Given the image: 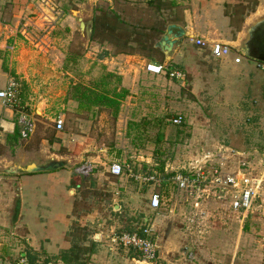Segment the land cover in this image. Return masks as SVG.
Returning <instances> with one entry per match:
<instances>
[{
  "label": "rangeland",
  "instance_id": "rangeland-1",
  "mask_svg": "<svg viewBox=\"0 0 264 264\" xmlns=\"http://www.w3.org/2000/svg\"><path fill=\"white\" fill-rule=\"evenodd\" d=\"M149 1L34 0L13 39L19 43V63L6 59L1 51L3 70H11L21 84L17 110L36 122L32 135V148L38 152L35 158L65 161L57 170L20 175L25 220L40 216L63 221L68 204L74 201V188L67 192L62 180L68 172L73 176L76 168L91 163L95 171L90 178L76 177L85 217L96 225L119 220L124 226L119 230L141 228L144 219H151L165 260L160 259L159 264H176L183 256L188 257V264H264V71H245L243 79H236L234 73H224L225 67L208 49L189 40L174 60L187 77L174 81L147 73L146 63L120 59L111 44L92 40L95 17L102 13L120 17L130 31L138 28L155 36L153 31L165 28L167 19L184 23L185 11L194 6L191 0H172L161 12L159 3ZM257 3L231 0L225 5L232 30L223 36L237 40L236 32L242 29L239 47L246 39L244 23L249 22L250 27L264 17V8ZM13 6L10 3L9 9ZM212 11L220 14L216 6ZM159 39L155 37V44ZM150 54L152 58H147L148 53L142 57L152 63L167 62L159 49ZM109 74L114 76L107 81L110 91L129 92L118 114L105 109L79 111L70 100L72 85L104 86ZM179 116L184 121L178 125L174 120ZM59 117L64 127L57 134ZM113 163L123 166L119 178L110 174ZM10 168L4 163L1 169L5 180L12 177ZM148 170L160 178L147 185L132 178ZM191 171L203 172L208 183L183 188L176 176ZM231 175L240 178L238 181L245 176L260 185L246 209L234 205L238 189L225 185V178ZM124 190L127 193L117 194ZM156 192L163 193L158 213L149 207V197ZM0 193L2 205H9L11 196L17 203L13 190L5 187ZM15 206L7 215L0 214V244L5 247L7 241L11 247L18 244L9 240L6 231L8 219L12 223L15 218ZM80 230L75 234L82 238L84 229ZM190 249L193 260L189 259Z\"/></svg>",
  "mask_w": 264,
  "mask_h": 264
},
{
  "label": "crops",
  "instance_id": "crops-1",
  "mask_svg": "<svg viewBox=\"0 0 264 264\" xmlns=\"http://www.w3.org/2000/svg\"><path fill=\"white\" fill-rule=\"evenodd\" d=\"M33 1L34 0H1L0 56L1 51H4V56H6V59H9L10 61H17V63H19L21 59V56L17 54L19 43L16 39L15 41L13 39L14 37H16L15 33L19 32V28L22 27L21 24L23 21V14L27 9L29 10L33 7ZM228 1L231 0H191V3L194 5L192 6V10L185 11L184 23H188L185 25L184 23H181V21L175 20L174 23H169V25L177 24L187 31L189 36L185 38L181 47H185V44L189 40L194 43L198 39L205 40L209 43L222 42L224 44L230 45L233 51L230 57L224 60H214L219 61L223 64V67H225V70H223L224 73H234L233 76L237 77L236 79H243L244 76H242L241 74H244L245 71L246 73H252V71L254 70L264 71V69H262L260 66L264 65V59L257 60L254 58H247L237 49L239 47V43L241 42L240 39L243 34L242 29L237 32L235 31L238 36L237 40L229 41L225 36H223V34L230 33L232 30V28L229 27V17L226 16L224 12L225 5ZM257 1V7L259 6L263 9L264 0ZM205 2L208 3L207 7L209 9L205 8ZM10 3L14 5L13 7H11V10L9 9ZM213 6L219 8L220 14L218 16L214 15L212 11ZM163 11L165 10L163 9L161 12ZM246 20L248 19H245L244 22H246ZM248 23L249 22L244 23L245 26L243 29L249 27ZM169 25H167L166 30ZM162 36L160 37V39L162 38ZM181 47L175 49L170 62L174 63L175 58L181 50ZM116 55L120 59H124L126 61H139L143 62V64L151 62L147 61L146 58L142 57L141 54ZM237 56L241 57L242 59L240 64L235 63V58ZM2 65V59H0V91L4 90L7 87L8 78L12 76L11 70L4 71ZM21 113L23 112L17 109L5 108L2 101L0 100V192L1 190L4 191L5 187H7L11 191L13 190V192H15V197L17 198L16 204L13 202L14 196H11V202L9 205L4 206L2 205V203H0V214L7 215L9 213V210L14 207V205H16L14 208L15 211H12V215L14 213L13 216H15V218L12 223V218L11 220L8 219L10 223L8 226L9 228L6 231L9 240L11 239L14 242L18 243L16 245L12 244L11 247V243L7 241L6 246L10 248V250H8V248L3 244H0V247H5L4 250L0 249V258H2L0 259V264H16L20 259L23 258H26L30 263L31 258L35 259L36 261L32 264H159L158 261L160 259H162L163 261L164 259L162 258L161 253L159 260L155 263H148L143 261V259L141 261L135 258H131V252L129 250H125L121 246L114 244L112 241L113 234H119V232L125 230H119L121 229V226L123 224L120 223L119 220L113 221V223L109 224L99 222V224L96 225L92 222L89 216L85 217L83 213L84 209H82L84 201L82 200V198H80L79 195L77 196V189L75 188L78 187L76 185V177L80 179L85 178L78 175L76 172L75 175L73 174V176L70 172H68V177L65 178L64 181L62 180L61 185L66 186L67 192L70 189L74 188V191L72 193L74 201L71 203L72 205L68 204V208L65 211L66 216L63 221L43 220L40 216H36L32 221L25 220V216L23 215V200L19 193L20 181H18V179L20 180L19 177L23 173L25 174H23L24 176H34L38 173L47 172L34 171L31 170V167L34 168L37 166H43L44 164L41 163L42 161L48 162L54 160V158L48 157L46 159H43L45 158L43 157L40 158L41 160H39L37 157L35 158L37 149L35 147L32 148V146L34 145L32 135L36 130V122L34 131L29 134L27 138H23V127L19 125L18 121ZM24 114L27 113L25 112ZM29 116L31 117V115ZM59 133L60 132H57V134ZM4 163H6V167H11L9 171H12V177L7 180L4 179V175L1 172ZM10 163H12L14 166H11ZM16 171L21 172L14 174V172ZM2 181L4 182L2 183ZM117 192V194L120 195L121 193H127V190ZM154 194L162 195V192H156ZM152 196L150 195L149 197V207L151 208L152 212L158 213L159 210L156 211L151 207ZM115 207H117V205H115ZM144 220L145 225L143 227H145L146 225L153 226V228L154 226L156 227L154 223L149 222L152 221L151 219L146 218ZM2 221L3 218L0 217V224H2ZM121 221L123 220L121 219ZM155 221L157 222V220ZM80 229H84L82 238H79L75 234H78V232L81 231ZM85 230L88 231V235L85 234ZM154 239L157 240L156 234ZM92 248H94V251H91ZM14 253H18V255L16 256ZM188 253L189 259L193 260V250L190 249ZM71 254H76V257L78 259L74 261L72 260L71 262ZM181 256L182 255H179V257ZM67 257L70 258V260H66L65 258ZM163 257L165 256L163 255ZM187 260L186 258L184 259L183 256L182 259H180L176 264H188Z\"/></svg>",
  "mask_w": 264,
  "mask_h": 264
},
{
  "label": "built area",
  "instance_id": "built-area-1",
  "mask_svg": "<svg viewBox=\"0 0 264 264\" xmlns=\"http://www.w3.org/2000/svg\"><path fill=\"white\" fill-rule=\"evenodd\" d=\"M1 3V0H0ZM198 47L202 49H208L210 51V55L213 59L223 60L230 57L233 53L232 48L228 44H224L222 42H214L209 43L205 40L198 39L195 42ZM242 61L241 57L237 56L235 58V63L240 64ZM262 69H264V65H260ZM145 69L147 73L152 74L154 76H161L168 74L170 68L169 64H157V63H147L145 65ZM171 78H176L178 80H182L184 75L180 71H172L170 72ZM20 82L10 76L8 78L7 87L0 91V100L3 103L5 108L9 109H17L19 104V96H20ZM19 125L23 127L22 137L27 138L29 134H31L35 129V120L27 114L21 113L19 117ZM181 118L174 120L175 124L181 123ZM64 127V121L59 117L56 121L55 130L57 132H62ZM95 171V167L91 163H85L78 168H76L75 172L82 176L85 179L90 178ZM110 174L114 177H121L123 175V166L118 163H113L110 167ZM240 176V175H239ZM244 176V175H243ZM132 178L140 182L141 184H151L156 182V178L153 176H145V175H136L133 174ZM208 177L204 175L203 172H196L193 174V171L190 172L189 175H178L176 176V181L181 183V186L186 187H200L202 183L206 185L208 183ZM227 180L225 185L232 186L233 189H238V195L235 196V207L238 209H246L250 206V203L255 199L257 188H259V184L257 185L255 182H252L251 179H246L244 176L240 181V178L236 176H228L225 178ZM223 180V179H222ZM225 180V181H226ZM163 206V197L160 194H154L151 198V207L158 211ZM145 236H140L136 233L129 234H116L114 233L112 236V241L114 244L121 246L125 250H133L138 252L143 261L148 263H155L160 258V248L157 244V240L153 239L155 235V231L153 226H148L144 231ZM16 264H31L26 258L20 259Z\"/></svg>",
  "mask_w": 264,
  "mask_h": 264
},
{
  "label": "trees",
  "instance_id": "trees-1",
  "mask_svg": "<svg viewBox=\"0 0 264 264\" xmlns=\"http://www.w3.org/2000/svg\"><path fill=\"white\" fill-rule=\"evenodd\" d=\"M167 1L172 0H150L149 2L151 4H158V11H162L163 8L167 6ZM148 2V3H149ZM170 3V2H169ZM172 6L176 4V2H171ZM174 23V20L167 19L165 21V28L154 30L155 36H150L147 33H144L140 31L138 28L131 29L130 26L126 25L124 21L120 19L118 16L110 17L107 13H102V15L95 17L94 21V30L92 35L93 41H99L100 43H108L111 44L114 48L118 50L116 54H141L146 55L147 53L149 55H146L147 58H152V52L155 51L154 45H155V37L160 38L162 35L165 34L166 27L169 25V23ZM123 33L126 35L124 36ZM154 38V39H152ZM156 41V40H155ZM159 64V63H157ZM169 72L165 76L167 78L173 79L174 81H179L176 78L170 77V72L172 71H180L184 78L186 79L187 73L183 66L175 65L173 62H169ZM114 76L112 74H109L108 77L104 78V82L102 85L104 86H85L83 84H74L72 85V88L70 90V100L74 101L79 111L84 112H93V110L96 109H105L112 111L115 115L118 114L119 109L121 107L122 101L125 99V97L128 95V90L122 89V93H119L117 91H110L107 87V81L108 79H112ZM121 82V78L117 77V83ZM20 95L22 93V89H20ZM28 114V113H27ZM29 115V114H28ZM181 118L183 124V117H175L176 119ZM179 125V124H178ZM18 135V134H17ZM145 176H153L158 177L155 172H152V170H148L143 174ZM160 178V177H158ZM161 195V194H160ZM163 196V193L162 195ZM147 225L145 227L136 228V229H130V230H123L122 232H119V234L129 233V234H138L140 236H145L144 231L147 229ZM155 237V235H154ZM154 239V238H153ZM156 239V238H155ZM91 251H94V248L91 249ZM130 257L135 258L137 260H142V256L136 252L131 250L130 251ZM71 262L72 260L78 259L76 257V254H71ZM66 260H70V258H65ZM87 260V259H86ZM31 264L34 263L36 260L31 258L30 259Z\"/></svg>",
  "mask_w": 264,
  "mask_h": 264
},
{
  "label": "water",
  "instance_id": "water-1",
  "mask_svg": "<svg viewBox=\"0 0 264 264\" xmlns=\"http://www.w3.org/2000/svg\"><path fill=\"white\" fill-rule=\"evenodd\" d=\"M264 26V17L256 20L252 26L248 27L246 30V39L242 42V45L238 47L237 49L245 56L249 58H254L257 60H263L264 52L262 54H259L257 51L248 50L246 49L251 47L252 44H254V39L259 31V29ZM93 27V25H92ZM82 30H84V24H82L81 27ZM92 32V30H91ZM189 35L187 31L177 25V24H171L168 26L165 34L162 36V38L155 44V48L159 49L162 53H164L166 57V61L170 62L172 59V55L175 51V49L181 47L183 44L185 38H187ZM250 45V47H249ZM252 48V47H251ZM255 52V53H254ZM65 166V161H58V160H51L47 163V165L43 166H37V167H31V170L34 171H50V170H57L60 168H63Z\"/></svg>",
  "mask_w": 264,
  "mask_h": 264
},
{
  "label": "flooded vegetation",
  "instance_id": "flooded-vegetation-1",
  "mask_svg": "<svg viewBox=\"0 0 264 264\" xmlns=\"http://www.w3.org/2000/svg\"><path fill=\"white\" fill-rule=\"evenodd\" d=\"M249 47H250V45H249ZM251 47L248 48V46H247L246 49H248L250 51L252 50V52L257 51L259 53L257 55H260V54H262V52H264V26H262L259 29V31L257 32L255 39H254V44H252ZM262 56H264V54H262Z\"/></svg>",
  "mask_w": 264,
  "mask_h": 264
}]
</instances>
